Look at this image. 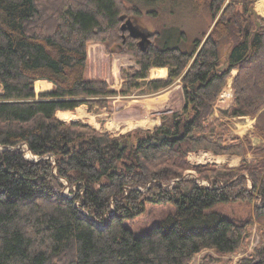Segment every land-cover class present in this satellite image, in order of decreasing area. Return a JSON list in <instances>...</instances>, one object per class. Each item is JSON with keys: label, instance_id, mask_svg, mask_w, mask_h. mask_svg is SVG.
Segmentation results:
<instances>
[{"label": "trees", "instance_id": "16d2710c", "mask_svg": "<svg viewBox=\"0 0 264 264\" xmlns=\"http://www.w3.org/2000/svg\"><path fill=\"white\" fill-rule=\"evenodd\" d=\"M242 2L0 0V264H193L203 250L226 255L243 245L252 219L209 211L217 203L254 202V218L264 219V148L230 135L222 121L251 117L264 140V25L257 26L248 0ZM143 10L220 15L205 41L197 39L186 53L170 46L167 27L155 33L165 37L162 47L153 35L143 50L127 32L123 42L122 23ZM224 40L227 62L220 69ZM92 42L120 45L117 54L134 57L136 66L120 70L119 91L85 77ZM155 67L166 68L167 77L148 80ZM233 70L232 103L216 117ZM177 80L184 106L162 115L152 131L116 137L103 123L96 130L56 117L81 105L90 113L107 110L114 96L154 95ZM40 81L53 89L36 100L34 88H47ZM23 144L37 161L15 148ZM197 151L237 156L240 164L193 167L188 156ZM187 170L196 177L184 178ZM155 198L174 204V213L135 236L124 220ZM214 260L204 256L200 264ZM237 264H264V243Z\"/></svg>", "mask_w": 264, "mask_h": 264}, {"label": "rangeland", "instance_id": "374dc122", "mask_svg": "<svg viewBox=\"0 0 264 264\" xmlns=\"http://www.w3.org/2000/svg\"><path fill=\"white\" fill-rule=\"evenodd\" d=\"M230 1L231 0H226V3H229ZM242 3H243L242 0H237L238 7H240ZM248 3L247 4L250 7L249 11L254 16L253 17L254 22H256L258 27L263 26L264 0H248ZM147 11L148 10H143L140 16L135 17L134 20H136L138 26L141 29L147 30L150 33H152L153 35V36L151 35L153 39L152 43L158 47H162L165 41V37L163 38L158 36L155 37V33L162 34L167 27L166 29L167 32L165 30V34L168 36L170 35V42H171L170 46L178 47L182 52H186V53L192 51L194 43L197 39H200L201 43L205 41L206 37L211 33L214 24L218 19V16L220 15L218 14L216 18L212 19L211 14L207 10H204L200 13L190 12V11L187 12L183 10L175 14L174 16L168 15L167 13L158 14V16H152L149 15ZM181 33L184 34V37H182ZM94 44H101L102 47L100 46V49H104V53L103 54L102 52L96 53V51L94 50L96 46ZM228 47H229V42L227 40H224L219 44L220 69H224L226 67ZM119 49H120V45L117 44L109 48H107L106 44L102 42H92L88 44L87 57L89 59H87L85 77L89 79V75H91L92 77H94V79H90V80H104L107 82V84L112 90L119 91L123 83V79L120 76V70L130 66H136L134 57L131 54H117V51ZM125 56L131 59L133 63L132 65H126V66L120 65V62L121 63L125 62V60L122 59V57L124 58ZM153 72L154 70L151 68L149 70L148 76L149 77L150 75L152 77L157 76V72L155 73ZM235 74L236 71L233 70L230 77L227 80L225 87L223 88L222 92L218 97V100L215 105L216 117H220L218 110L227 109L232 103L231 83H232V78L234 77ZM174 85L175 87L173 88ZM171 88H173L172 90L174 91V95H175L174 102H175L177 96L176 94L183 93L181 92L182 83L180 80H177L170 88L150 96L140 95L139 94L140 91H134L132 92V94L127 96H120V95L114 96L110 98L109 109L107 110H101L98 112L90 113L88 112V107L86 105H81V106H86V110L88 114H91V116H94V114H99V115L102 114L103 115L102 117L99 116L96 117L98 124H100V128L99 129L95 128V129L100 130L102 128L101 123H103V129L109 132L112 136H114L115 133L112 134L111 130H107L104 127L106 124L105 122H107L108 125V122H110L111 119L114 118L115 115L114 110L116 112L118 111L117 110L118 108L119 109L124 108V110L117 113L114 118L117 121L120 122L123 121L121 124L122 128L120 130V132H122L123 128L125 127L124 125H128L129 123V126H132V124H135L136 121H141L143 120V117L146 116L147 110H144L146 107L145 106L146 102L144 100L151 99V101L154 102V99L160 97L162 93L168 91ZM34 91L36 92L37 90L34 88ZM0 93H1V85H0ZM37 99L38 96H36V100ZM160 99L163 100L164 98L160 97ZM168 103L169 101H166L163 104V106H161L163 107V109L159 110L161 112V113L159 112V114H161L159 116V119L161 118L162 115L179 111L182 108V107H180V109L176 108V106H173L172 103L171 105ZM174 105H176V102ZM76 109L72 112H76ZM76 121H82L93 127V125L91 124L93 123L92 120L90 121L91 123L86 120L83 121L81 119ZM222 121L226 123L230 131V135L238 136L239 138L247 137L251 141L253 147L264 148V140L261 137H259V135L257 134L254 128L255 120L253 118L237 117L231 119H223ZM69 122L66 121L65 123H69ZM125 122L126 124H124ZM111 127L109 126L110 129ZM135 129L152 131L151 129L136 127L134 129L124 131L123 133H119V135H123ZM15 148L22 151L24 153V157L27 160H32V161L38 160V157H34L30 154L26 145L24 144L19 145ZM1 149L2 147L0 146V150ZM50 159L53 160L55 163L53 157H50ZM248 159L252 160V156L248 155ZM188 160L193 167L198 165H205V164H216L217 166L227 165L230 167H234L240 164V157L228 156V155L214 156L211 152L208 151L194 152L188 156ZM195 177H196V173L194 170H187L184 174V178L186 179L195 178ZM200 184L206 185V183L202 181ZM65 195L69 196L68 189L65 190ZM254 206H255L254 202H250V203L228 202V203H217L211 209H209V211L218 212L223 216H225L226 218L233 220L240 221V220L252 219L251 223L246 228L247 239L243 243V245H241L234 253H230L226 255H218L213 249H206L203 250L200 254L196 255L193 258L192 263L200 264L204 256H210L213 259H215L213 264H237V262L240 259L251 257L253 255L254 250L264 243L262 241V233L264 232V219L259 221L257 220V218H254ZM174 211H175L174 204L158 203V198H155L151 201L145 200L143 203L142 211L139 214H136L134 217L124 220V225L130 228L135 236H141L147 233L153 225L159 223L168 215L173 214Z\"/></svg>", "mask_w": 264, "mask_h": 264}, {"label": "crops", "instance_id": "0c3cea01", "mask_svg": "<svg viewBox=\"0 0 264 264\" xmlns=\"http://www.w3.org/2000/svg\"><path fill=\"white\" fill-rule=\"evenodd\" d=\"M96 47H95V51L96 53H99V52H102V54L104 53V49H100V46L102 47L101 44H94ZM90 47V46H89ZM89 59V58H88ZM123 60H125V62L121 63L120 62V65L121 66H126V65H132V61L131 59H129V57H122ZM89 67V66H88ZM154 70L153 73L157 72V76H151L150 77L148 76V79L150 80H155V79H164L167 77V71L165 68H152ZM91 71V70H89ZM152 71V70H151ZM89 79H94V77H92L91 75H89ZM39 82V81H38ZM40 82H45L46 83V89L44 90H39L38 92L36 91L35 94L36 96H38L39 93H47V92H51L53 87H52V84L50 83H47L46 81H40ZM175 87V85L173 86V88ZM173 88L169 89L168 91L162 93L160 95V97H163L164 99L161 100L160 97H157L156 99H154V102L151 101V99L149 100H144L146 103H145V109L144 110H147V114L145 117H143V120L141 121H136L135 124H132V126H129V123L128 125H124L125 127L123 128L122 132H120L121 128H122V122L123 121H117L115 120V115L121 111L124 110V108H121V109H117L118 111L115 112L114 110V118L111 119L110 122H108V125H107V122H105V128L107 130H111V133L114 134V136H117L119 135V133H123L124 131H127V130H130V129H134L136 127H140V128H145V129H155L156 127H158L160 125V119H159V116L161 114H159V110L160 109H163V104L166 102V101H169L168 104L172 105L173 106H176V108H179L180 107H183L184 106V97H183V93L182 94H176V105L175 102H174V91L172 90ZM181 88V87H179ZM181 90V89H180ZM182 92V91H181ZM155 106V107H154ZM158 106V107H156ZM178 110V109H177ZM79 112V113H78ZM78 113V114H76ZM161 113V112H160ZM152 114V115H151ZM56 116L61 120V121H76V120H86L88 122H90L92 120L93 123H91L93 125L94 128L96 129H99L100 128V124H98L97 120H96V117H102L103 115L102 114H94V116H91V114H88L87 110H86V106H81L79 108L76 109V112H72V111H58L56 113ZM113 117V115H112ZM79 118V119H78ZM104 120V119H103ZM129 122V121H127ZM126 124V122L124 123ZM109 126L111 127V129L109 128ZM118 132V133H117Z\"/></svg>", "mask_w": 264, "mask_h": 264}, {"label": "water", "instance_id": "95a60500", "mask_svg": "<svg viewBox=\"0 0 264 264\" xmlns=\"http://www.w3.org/2000/svg\"><path fill=\"white\" fill-rule=\"evenodd\" d=\"M123 20V19H122ZM121 32H122V37H123V41L125 38V32L128 33L129 36H131L132 38L137 39V46L143 50L144 47H148L149 43H150V37L152 35V33H150L147 30L141 29L136 20H134V22L130 19H126L121 27Z\"/></svg>", "mask_w": 264, "mask_h": 264}, {"label": "flooded vegetation", "instance_id": "af4514ba", "mask_svg": "<svg viewBox=\"0 0 264 264\" xmlns=\"http://www.w3.org/2000/svg\"><path fill=\"white\" fill-rule=\"evenodd\" d=\"M132 21L134 22V19H132ZM124 42V41H123Z\"/></svg>", "mask_w": 264, "mask_h": 264}]
</instances>
